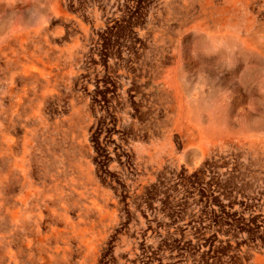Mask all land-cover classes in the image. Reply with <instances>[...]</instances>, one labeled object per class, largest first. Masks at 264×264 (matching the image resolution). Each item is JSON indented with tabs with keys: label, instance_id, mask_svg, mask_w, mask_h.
Returning <instances> with one entry per match:
<instances>
[{
	"label": "rangeland",
	"instance_id": "rangeland-1",
	"mask_svg": "<svg viewBox=\"0 0 264 264\" xmlns=\"http://www.w3.org/2000/svg\"><path fill=\"white\" fill-rule=\"evenodd\" d=\"M0 264H264V0H0Z\"/></svg>",
	"mask_w": 264,
	"mask_h": 264
},
{
	"label": "trees",
	"instance_id": "trees-1",
	"mask_svg": "<svg viewBox=\"0 0 264 264\" xmlns=\"http://www.w3.org/2000/svg\"><path fill=\"white\" fill-rule=\"evenodd\" d=\"M202 169H203V165H201L194 173L197 174V173L201 172Z\"/></svg>",
	"mask_w": 264,
	"mask_h": 264
}]
</instances>
